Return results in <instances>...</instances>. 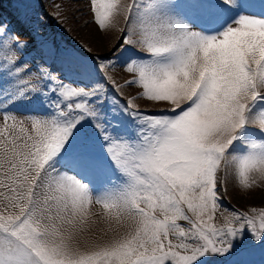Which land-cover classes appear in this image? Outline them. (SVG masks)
I'll return each mask as SVG.
<instances>
[{
	"label": "snow or ice",
	"instance_id": "snow-or-ice-1",
	"mask_svg": "<svg viewBox=\"0 0 264 264\" xmlns=\"http://www.w3.org/2000/svg\"><path fill=\"white\" fill-rule=\"evenodd\" d=\"M88 2L103 56L0 16V264H264V206L223 207L264 178V0Z\"/></svg>",
	"mask_w": 264,
	"mask_h": 264
},
{
	"label": "rangeland",
	"instance_id": "rangeland-1",
	"mask_svg": "<svg viewBox=\"0 0 264 264\" xmlns=\"http://www.w3.org/2000/svg\"><path fill=\"white\" fill-rule=\"evenodd\" d=\"M34 1L35 5H32ZM29 15L32 17H40L46 23L47 33L54 37L56 41L60 42L62 46L71 49L75 52L80 51V46L85 50L91 49V55H105L116 43L119 36L117 29L108 28L107 31L98 29L95 23H92V13L89 10L88 0H29ZM118 3H130L131 0H117ZM5 6L8 4L9 10H4V15L10 16V20L16 15L18 7L16 0L14 3L3 1ZM3 5V6H4ZM53 20V25L50 24V19ZM120 27H124L123 17L118 18ZM15 25V20H13ZM107 27V25H106ZM55 28L63 33L64 36L58 35L54 32ZM66 32V34H64ZM21 41H31L28 36H21ZM32 53L26 52L25 55ZM109 75L117 82V84H124L126 80L132 78V74L128 73L122 67L108 70ZM120 100L126 101L127 99L135 98V104L140 109H158L166 107L164 104L149 102L146 97L142 95V89L139 85L133 86L132 89L127 87L122 89V94L119 96ZM50 109L47 105L42 106L41 114H46ZM21 116L27 113L18 114ZM230 175L224 187L227 188V194L224 197L223 207L226 209H238L240 211H247L252 207L264 206V178L256 177L255 184L250 191H243L238 187V177L234 176L235 166L229 170ZM223 164L218 176L223 177ZM255 175V174H254ZM256 205V206H255ZM103 206L93 203L90 207V212L94 215L92 219L97 220L99 223L97 227H106L101 221L103 216ZM222 217L218 212L216 214V223L222 222Z\"/></svg>",
	"mask_w": 264,
	"mask_h": 264
},
{
	"label": "trees",
	"instance_id": "trees-1",
	"mask_svg": "<svg viewBox=\"0 0 264 264\" xmlns=\"http://www.w3.org/2000/svg\"><path fill=\"white\" fill-rule=\"evenodd\" d=\"M0 12L2 13V11L0 10ZM51 19V18H50ZM54 20V19H53ZM256 206V205H255Z\"/></svg>",
	"mask_w": 264,
	"mask_h": 264
}]
</instances>
